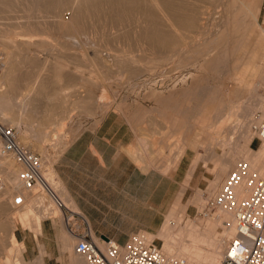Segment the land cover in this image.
<instances>
[{"label":"rangeland","instance_id":"374dc122","mask_svg":"<svg viewBox=\"0 0 264 264\" xmlns=\"http://www.w3.org/2000/svg\"><path fill=\"white\" fill-rule=\"evenodd\" d=\"M225 2H228V0L215 1L214 4H219V8L218 5H214V8L217 11V13L215 14L220 16L222 12H225V10H223L225 9L223 8V6H225L223 5ZM18 6H15V8H13L14 11L11 10L10 12H0V65L2 64V62L4 63L5 60H7V52H10L9 57L11 58V60L13 59L12 61H17V59L21 60L19 61V67H17L19 69L15 70V73H18L20 71L26 72L29 75L23 79L24 81L22 80L23 82L21 81V86L18 87L19 89L16 88L12 92L10 91L7 93L8 95L12 93V95H10L12 97H18V95H25L24 97H27L28 102L27 99L24 101V103L26 102L25 104L27 105V108L25 107L24 110L27 111L24 112L23 110L24 117L22 116V120L20 119L21 121L19 120L20 122L18 123V125H16L18 127L17 129L15 124H13L9 120L2 119L1 117L0 123L15 127V129L17 130V136L19 138V141L28 149L36 152L39 155L42 161L41 167L44 168L45 172H47L48 170L53 171L52 163L55 157L61 151V149L69 142L70 138L74 135L76 129L75 125H72L74 121L79 119H96V117L98 118L101 113L111 107L137 106L139 108H142V110L144 111H148L145 108L149 107L150 112H159L160 120L165 125L164 130L161 129L160 134H168L170 133L169 131L174 133V135L171 136V139H175V148L177 153L179 152V146L181 151V148L185 143V147H187L188 150L190 149L191 152H193V155L195 156L194 160L197 154L201 155V157L197 161L198 164L196 165V167L197 169H202V174L213 175L212 180H214L216 171L218 172V169L222 170L221 166L224 160H228L230 165L226 166L224 164L223 169H226L223 171L224 176L222 180L227 174V169L231 170L237 160L244 159L250 164V166L252 165V162L250 163V161L248 160V152H251L253 155L255 153H260V148H258V150L256 148L260 144H263V139H255L256 142L259 143L257 147L249 145V140L248 146L250 149L247 146L242 147V145H239L241 144L240 138L244 137L243 132L237 131L225 141L219 138L215 141V137L212 138L214 128L221 127L218 124V122L220 121H218V119L220 118L219 116L221 115V113L222 115H224L223 112L225 110H223V107L224 105L226 106V102L224 103V101L222 102V100L219 99L218 96L220 94H218L217 90L215 91L213 89H207V87L205 88L203 86H206L205 84H208L209 86L212 84H216L218 83V81L221 80L220 78H223V76H225L224 81H226V83H231L232 76L229 71L230 62L228 61V63L226 61L227 64L226 62L225 64L223 62V64H220V62L217 65L208 64L203 69L194 68L192 64L194 62L202 63V49H205L206 46L207 49H213L216 46L215 44H208L204 48L200 46L202 49L200 52H198V45H196V47L194 46L195 43H189L186 39L188 43L184 44L186 42L184 40L182 45H180L182 49L179 50L180 52L178 51L179 53L176 52L175 56L173 55L174 53H170L168 54V56L167 54H163L161 56L160 54H158L159 56L156 54V57V55H154L155 53L149 52L143 41L134 36V33H131L132 35L129 34L128 38L119 37V39L115 37V34V36H113L115 39H111L113 38L112 36H110L111 34L117 33L118 31L120 32L123 29L121 26L118 27L120 29H115L109 28L107 26H102L100 24L97 25L96 23L93 25H86L84 30L88 27V33L86 32V30L85 32L87 34H90L89 36L93 35L94 37L91 36L90 38L93 37L95 39H93L94 41L97 40L95 37L97 36V38H99L101 33H104L105 35L109 33V37L107 35L108 39L103 40L105 41V43L102 41L104 44L103 47L110 48L112 46L111 48H113L118 46V48L116 47V49H110L113 51L125 49L123 50L124 52H126V50L134 51L135 49V51L138 52H136V57L141 56L136 60L129 58L128 62H126L127 58L123 60H120L121 58H117V60L113 59L100 61V58H98L97 53L92 56L89 51H85L87 48L84 47V45L79 44L76 47L73 45V47L72 44H70L71 42H69L70 38L67 36V34L69 33V29L67 30L66 28V31L64 26L63 30L62 26L57 23L54 24V22H52L53 19L51 20L50 15L48 13L46 14L45 11L41 13V11L38 12L37 10H32V12H29V15H27L26 10H22V8H20V5ZM19 8L20 10H18ZM60 10L58 11V16L55 17L56 20H69L68 18H70L71 13L68 6H63ZM218 10L220 12H218ZM19 11L22 12L19 13ZM224 14L222 15V17L224 16ZM256 22L257 26L255 27V33L264 31V0H261L259 11L256 17ZM26 23L28 26L26 25ZM94 25H96L97 27ZM89 26H91L90 29ZM101 26L104 28V31L100 30L102 29ZM92 28L96 30H98V28L100 29L99 31H93ZM106 28H108V30ZM14 31H21L22 33L27 32L32 36L30 39L23 36L18 37L15 35ZM18 32L16 33L19 34ZM64 32L66 34V37L63 36ZM129 36L131 38H129ZM134 37L137 41L134 40ZM138 40H140L142 43H140ZM6 41L8 44L5 43ZM1 42L3 43V45ZM9 42H11L12 45H10L11 43ZM114 42L117 44L115 45ZM128 42L130 44H128ZM120 43L127 45L125 46L126 48ZM112 44H114L115 46ZM120 45L122 48L119 47ZM145 50H147V52ZM181 53L184 54L182 55ZM142 55H144L145 57H142ZM192 74L194 75V77ZM263 74L264 64L259 65L256 68V73L252 75L253 77L251 76L249 80L246 79V81H250L251 84L248 82L249 84L247 88H242L241 90H239L238 94L236 93V95L231 90H227L226 88L223 89V91L226 92L230 91V93H228L229 96L227 97L230 98L232 102L235 101V103L231 105H237L239 107H242V105L246 102L250 95L251 89L249 85H252V88H256L255 90L259 95L260 102V100L262 99V94L264 92V83L261 79V76ZM1 75L2 67L0 68V78ZM192 78H196V80H191ZM25 79L27 80V82ZM212 81L214 83H212ZM26 83L28 84L27 86ZM5 84L6 83L2 81V83L0 84V91L2 90L3 92L4 89H10L5 86ZM191 84H193L195 88L191 86ZM198 84H203L202 88ZM230 86H232V84H230ZM189 88H191V90ZM206 90H210L211 92H207ZM7 93L5 92L2 94ZM17 104L19 105V103L14 101V103L11 102L10 105L15 106ZM158 105L161 106L159 109H157ZM201 109L206 114H209V116L206 119L207 116L204 117L203 112L201 119L205 118V120L199 122L196 117H199L198 112H200L199 110ZM14 111H16V109H13V112ZM17 114L18 112L16 113V115ZM243 118L244 117H240V121L238 120L242 124L246 122V119ZM25 138L26 141L28 139L27 142L25 141ZM35 141H37V143L40 141L39 144H41L42 146L39 144L37 145ZM225 145H227L228 148ZM230 147H234V149L231 150ZM235 147H237V150H235ZM255 150L257 151L255 152ZM231 158L232 161L230 160ZM9 159L11 160V167L12 169H14V173L16 175L17 169H19L20 166L16 164L10 156ZM221 173L222 172H220V175ZM1 178L2 176L0 171V200L2 201H0V223H2V225H7L11 221V215L17 212L18 209L20 210V208H22L24 205H15L12 203V197L17 193L18 190L12 191L11 194L6 193V191L3 190L5 188L1 189V187H3L4 184L7 185L8 182L4 181L3 179L1 180ZM212 180H209L205 187H195L184 190L183 194L180 196V199H176V201L178 200V209L171 220L172 223L169 226L170 233L175 234L176 232H178V229L188 219L194 221L195 224L203 228L206 224L207 217L216 213L217 208L211 207L209 201L212 196L219 190L221 183L218 187L214 189V191L212 188L207 190L208 185ZM196 191H201L203 200H205V202L207 201L206 203L204 202L205 204L202 209H200L202 203H197L198 201L196 202V196H198L196 195ZM34 196H36L35 198L39 197V200H37V202L35 200L31 203L35 211H44L43 213H45V210L47 208L50 209V207L53 206L50 197L43 190L37 191L36 193H34ZM173 201L171 203H173ZM33 202L35 203V205L33 204ZM218 209L224 210L221 208ZM39 214L41 213L39 212ZM46 215L47 214L45 213V215L41 216L44 218L46 217ZM29 216L30 217H28V220H26L28 225L25 223L23 227L25 226L33 230L32 225L36 218V214L33 213ZM52 220L56 225L59 226L56 219ZM15 225L16 227L18 226L17 222L15 223ZM3 231H0V257L2 256V254H5L6 247L8 245V234ZM215 231L218 235H221L223 229L221 226H217ZM155 233L156 232L150 234ZM153 240L155 243L159 244L163 248V241L156 237ZM9 255V259L12 260L15 258L14 253ZM12 261L10 264H12ZM0 264H3L2 261H0Z\"/></svg>","mask_w":264,"mask_h":264},{"label":"bare ground","instance_id":"6f19581e","mask_svg":"<svg viewBox=\"0 0 264 264\" xmlns=\"http://www.w3.org/2000/svg\"><path fill=\"white\" fill-rule=\"evenodd\" d=\"M213 1L214 0H0V12H8V11L10 12L11 10H13V8H15V6H18V5H20V8H22V10L23 9L26 10L27 15H29L28 13L32 12V10L34 11L37 10L38 12L41 11V13L45 11L46 14L48 13L50 15L51 20L53 19L52 22H54V24L55 23L59 24L60 26H62V29H63V26L65 27V30L66 28L67 30L69 29L68 31L69 33L67 34V36L70 38L69 42H71L70 44H72V46L74 45L76 47L79 44L84 45V47L87 48L85 51H89L92 56H94L95 53H97V56L98 58H100V61L113 60V59L117 60V58L119 59L121 58L120 60H123L127 58L126 62H128L129 58L136 60L140 58L141 56L136 57L138 52L135 51V49H134L135 52L133 50H128V51L126 50V52H124L123 50L125 49L119 50V51L111 50L113 48L116 49V47L118 48V46L113 47V48H111L112 47L111 46L110 47L111 49L109 47H103L104 45L103 42L105 43V41L103 40L108 39L107 35L109 33L106 35L104 33H101L100 34L101 38L100 36L99 38H97L96 36L95 37L97 39L96 40L97 42H96L94 41L95 39L93 38L94 37L93 35H91L93 37L90 38L91 37L89 36L90 34H87L88 27L85 29L87 33L85 32L84 28L86 27V25H89V24L93 25L96 23L97 25L100 24L102 26H107L109 28H115V29L121 26L123 29L121 28L122 30L120 32L118 31L119 32V33L117 32L118 34L113 33L110 36L113 37L116 34L115 37H117V39H119V37L128 38L129 34L134 33L135 34L134 36H136L138 39L144 42V44L146 45L150 53L151 52L155 53L154 55L160 54V56L163 54H167L168 56V54L170 53L171 54L174 53L173 55L175 56L176 52L179 53L180 52L179 50L182 49L180 45H182V43L184 42V40L186 41V39L188 40L189 43L190 42L195 43L194 46L198 45L199 48L196 46L198 52H200L201 49L204 48L208 44H215L216 46L213 49H207V46L205 49H202L201 51V56L203 55L201 58L202 63L194 62L192 64L194 68L203 69L208 64L217 65L220 62H221L220 64H223V63L225 64L226 61L230 62L229 71L232 76L231 83L230 82L229 84L228 82L226 83V81H224L225 76H223V78H220L221 80L218 81V83L212 84L210 86L208 84H205L206 86H203L205 88L207 87V89L209 88L215 91L217 90L218 94H220L218 96L219 99H221L222 102L224 101V103L226 102V106L225 105L224 107L222 106L223 110H225L224 112L222 111L224 115H222L221 113V115L219 116L220 118L218 119V121L220 120L218 124L221 127L214 128V133H213L212 138L215 137V141L218 138L222 140L223 138L230 137L232 134L239 131V132H243L244 133L243 136L245 137V138L244 137L240 138L241 144L239 145L240 146L242 145V147L244 146L248 147V142L251 139L250 123L255 119V112L262 108L261 100L259 102V95L257 94L255 90L256 88H252V85H249L251 89L250 95L248 99L246 100V102L242 105V107H239L237 105L232 106L231 104L235 103V101L233 100L234 102H232V100L227 97L229 96L228 93H230V91L226 92V91H223V89L226 88L227 90H231L235 95L236 93L238 94L239 90H241L242 88L245 89L247 88L249 83L251 84V82L248 81L249 82L248 83L246 79L249 80V78L253 74L256 73V68L259 65L264 64V31L255 33L256 32L255 27L257 26L256 17L259 11L261 0H228V2H225L223 4L225 5L223 6V8H225L223 9L225 10L224 12L225 14L222 12L224 14L223 17H222L223 15L222 13H221L222 15L220 14L221 17L215 14L217 13V11L214 8L215 7L214 5H218V8H219V4H214L216 0L214 2ZM63 6L65 7L68 6V8L70 9L71 16L69 15L70 18H68L69 20L67 21L61 20V19L56 20L55 17L58 16V13H59L58 11ZM20 8L18 10H20ZM20 12L22 11H19V13ZM218 12L220 11L218 10ZM90 27L91 26H89V29ZM99 29L100 28H98V30L92 28L93 31H99ZM103 29L104 28L102 27V29L100 30H103ZM106 29L108 30V28ZM16 32H15V35L18 37L23 36V37H27L30 39L32 36L31 34L27 32L22 33L20 31L18 32L19 34H17ZM65 32L63 34L64 37H66ZM129 38L131 37L129 36ZM111 39H115V38L113 37ZM134 40H136V38ZM140 40L138 41L142 43ZM7 41L5 43H7ZM188 42L186 41L184 44ZM123 43H120V44L124 45ZM116 44L117 43H115V45ZM128 44L130 43L128 42ZM10 45H12V43ZM125 46L127 45H124V47ZM200 46H202V48ZM119 47H121V45ZM145 51L147 52V50ZM7 54H8L6 58L7 60H5L4 63L2 62V64L0 65V68L2 67L1 78L3 79L2 80L0 78V84L3 81L4 83H6L5 86H7L10 89H4L3 92L2 90L0 91L1 92L0 94V117L4 120L6 119V120L11 121L16 126L22 120L24 108L25 107L27 108V105L25 104L26 102L24 103L27 97H24L25 95L24 96L18 95V97L17 96L12 97L10 96L12 95V93L8 95L7 92H10V91L12 92L14 89L21 86V81L25 77H27L29 74L26 72H20V71H19L20 73L19 72L15 73L16 72L15 70L19 69L17 67H19V61L21 60L17 59V61L15 60L12 61L13 59L11 60V58L9 57L10 52H7ZM143 56L144 55H142V57ZM157 59H154V60H157ZM159 59H164V58H159ZM227 70H228V67H227ZM261 79L263 80L262 82L264 83V74L261 76ZM191 80H196V78H192ZM212 83L214 82L212 81ZM230 84H232L233 87L230 86ZM27 85L28 84L26 83V86ZM202 85H199V86L202 88ZM22 86H23V83H22ZM191 86L194 87L193 84H191ZM191 88L189 89L191 90ZM206 91L209 92L210 90H206ZM5 92L7 94H2ZM14 101L19 103V105L18 104H17L18 106L10 105L11 102L14 103ZM27 102H28V99H27ZM13 109H16V111L13 112ZM26 111L24 110V112ZM199 111H200L198 112L199 115L197 114L199 117H196V118L198 119L199 122H202L205 120V118L201 119L202 118L201 116L203 115L204 111L202 109ZM17 112L18 114L16 115ZM205 114L206 113L204 112L203 116L204 117L207 116L206 117L207 119L209 114H206V115ZM240 117H244L243 119H246V122H244V124L239 122ZM17 128L18 127L16 126V129ZM25 141H26V138H25ZM35 142L37 143V141ZM39 143L40 141L37 143V145ZM230 148L231 150L234 149V147H230ZM235 150H237V147H235ZM259 152L260 153H255L254 155L251 152H248V156H249L248 160L250 161V163L252 162V165L250 166V164L249 163L248 164L251 169H254L258 174L264 177V142L263 144H261ZM230 160L232 161V158ZM10 161L11 160L9 159V156L0 155V171H1V176H2L1 180L3 179L4 181L8 182V184L7 185L4 184L3 187H1V189L5 188L3 190L6 191V193H10V194L12 191L18 190L17 192H20L23 196L22 204L24 206L20 208V210L18 209L17 212L15 211H14L15 213L13 212L14 214L11 215V218H10L11 221L9 222V224L2 225V223H0L1 224L0 231L4 230L5 233L8 234L7 235L8 245L6 247L5 254L4 255L2 254V256L0 257V261H2L3 264H10L11 261L13 260L12 264H22L20 261L21 259L19 258V254H20V250L22 246L21 244L17 242L14 236V232H13L16 226L15 225L16 222L20 223L22 227L23 225H25V223L28 225L26 220H28V217H30L29 215H32L34 213L36 214L35 221H37L36 223L39 229L40 228V218L42 217L41 215H45L46 213L47 214L46 217L58 220L61 230L65 234H67L68 231L66 230V227H65V217L62 215L61 208L55 204V202L53 201L51 197L50 199L52 201L53 206L50 207V209L47 208L45 210V213H43L44 211H39L41 213L39 214L37 210H36L37 212L34 210V207L31 203L32 201H35V200L37 202V200H39V197L35 198L36 196H34L33 194V189H31L30 191H26V190L21 191V188L19 187L17 183L14 169H12L11 167L12 163ZM41 165H42V161L40 159L39 171L41 175L43 176V178L45 179L48 186L53 191L55 190V192L57 193V189H58L57 183L58 182L55 179L54 172L51 170H48L47 172H45L44 168H42ZM225 165H227V163ZM55 180L57 183L55 182ZM219 180H220L219 176L216 175V179L212 183H210L207 190L212 188L214 191V189L217 187V184H218L217 182ZM237 189H239V187ZM183 192H184V188L180 190L179 194L182 195ZM196 195H198L196 196L197 198L195 197L197 199L196 202L198 201L197 203H202L201 208H200L202 209V207L207 201L205 202V200H203L201 191H198ZM62 202L65 203L66 205L68 204V206H70L74 210L77 209L75 208L74 204L72 205V203L64 197H62ZM33 204L35 205L34 202ZM216 208H217L216 213L207 217L206 224L203 228L195 224L194 221L188 219L178 229V232H176L175 234H172L169 231V226L172 223L171 220L175 212L178 209L176 205H173L169 209L168 214L164 222L162 223L160 229L155 234H150V233H145V234L147 235L148 238L154 239L156 237L160 239L161 241H163V248L161 246V249L167 254L183 256L188 261L194 262V263L215 264L222 255V252L225 247L226 239L230 237L233 233V219H232L231 212L222 207H216ZM218 208H221L224 210H219ZM224 221H227V223L224 224ZM217 226L219 227L221 226L223 229V232L221 235H218L215 231ZM70 238H67V239L69 240ZM95 240L97 241L96 236H95ZM70 247H71V244H70ZM13 253L15 255L14 256L15 258L13 257L14 259L11 260L9 259L8 256H10L9 254H13ZM76 259L75 261L78 262V259L77 260Z\"/></svg>","mask_w":264,"mask_h":264},{"label":"crops","instance_id":"0c3cea01","mask_svg":"<svg viewBox=\"0 0 264 264\" xmlns=\"http://www.w3.org/2000/svg\"><path fill=\"white\" fill-rule=\"evenodd\" d=\"M145 109L148 111L137 106L111 107L96 119L74 121V135L52 163L58 182L55 180L56 196L74 204L96 238L108 237L121 243L135 231L157 232L169 209L178 206L182 188L205 187L213 179V175L197 169L201 155L194 160L185 143L177 153L175 139H171L174 133L160 134L165 125L159 112ZM258 144L255 139L249 142L251 146ZM225 162L229 166L224 160L221 168ZM224 170L215 173L214 180L216 174L220 178L217 187ZM36 222L33 230L18 222L13 230L22 246V264H82V258L72 250L75 239L69 232L65 234L48 217L40 219L39 229Z\"/></svg>","mask_w":264,"mask_h":264},{"label":"built area","instance_id":"2783aa9c","mask_svg":"<svg viewBox=\"0 0 264 264\" xmlns=\"http://www.w3.org/2000/svg\"><path fill=\"white\" fill-rule=\"evenodd\" d=\"M261 106L250 123L251 139H264V92ZM0 155L10 156L20 166L16 179L22 190L33 189V194L43 190L61 208L66 230L75 238L72 250L82 258V264H204L165 253L144 231L132 232L121 243L100 236L96 241L85 216L63 203L46 183L39 171V155L19 141L15 127L2 123ZM12 203H23L20 192L12 197ZM209 204L229 210L233 219V233L215 264H264V177L239 159Z\"/></svg>","mask_w":264,"mask_h":264}]
</instances>
